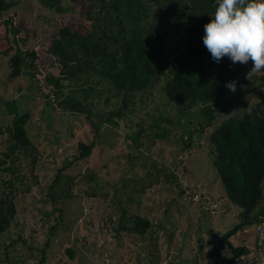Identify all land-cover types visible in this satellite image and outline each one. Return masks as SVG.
<instances>
[{
    "label": "trees",
    "instance_id": "trees-1",
    "mask_svg": "<svg viewBox=\"0 0 264 264\" xmlns=\"http://www.w3.org/2000/svg\"><path fill=\"white\" fill-rule=\"evenodd\" d=\"M20 1L0 0V57L12 52L9 77L28 75L46 107L63 116H83L92 133V141L78 143L75 157L58 168L46 185L45 196L52 204H61L57 209L60 213L74 199L77 183L83 178L95 182L96 171L89 170L90 160L101 161L94 155L98 148L102 150L106 126L117 131L122 124L130 122L137 95L163 80L167 101L188 112L179 113L175 122L163 118L162 114L160 120L183 127L179 139L181 150L186 151L192 146V132L200 133L208 128L226 107H221V97L235 93L225 87L226 82L238 84L243 71L252 66L251 60L241 64L227 57H222L219 63L211 59L201 37L203 25L214 11V0H35L45 16H40V20L50 28L44 44L36 46L31 45L37 38L36 32L18 21V11H11ZM65 16L80 23L69 21ZM172 41L181 46L168 54L166 44ZM101 99L103 105L99 104ZM232 104V101L228 103L230 107ZM0 107L10 116V122L0 126V135L6 136L0 158L2 235L14 222L17 196L30 192L38 184L35 175L31 177L32 183L24 187L27 177L20 174L18 161L21 157L26 159L27 168L33 172L40 153L27 131L30 114L18 112L12 102L0 101ZM191 108H195L196 116L204 118L196 122L198 127L192 126V120L188 119L193 115ZM184 115L188 118L183 124ZM156 123L150 122L148 130L156 128ZM132 126L135 131L123 136L132 149L141 148L144 137L153 135L164 139L170 132L159 127L149 137L147 128L139 122ZM106 138L109 149L113 148L116 145L113 138L108 135ZM208 140L212 167L223 186V197L239 212L238 222L223 237L231 251L227 264H231L249 250L233 248L227 239L245 227L264 224V205H261L264 201V99L242 116L230 117L216 125ZM135 153H129L126 159L134 161ZM106 167L104 162L99 169ZM171 179L175 181V176ZM127 223L129 227L125 226ZM120 227L144 236L153 226L147 217L137 214L127 219L123 212L118 222ZM259 245L264 248V241ZM67 252L72 255L70 250ZM43 259L42 256L39 264Z\"/></svg>",
    "mask_w": 264,
    "mask_h": 264
},
{
    "label": "rangeland",
    "instance_id": "rangeland-1",
    "mask_svg": "<svg viewBox=\"0 0 264 264\" xmlns=\"http://www.w3.org/2000/svg\"><path fill=\"white\" fill-rule=\"evenodd\" d=\"M12 10L18 11L19 22L36 32L37 38L31 45L44 44L50 28L40 20L44 15L35 0H21ZM67 19L80 23L69 16ZM180 46L168 42V54ZM11 55L12 52L0 57V101L12 102L18 112L30 114L27 131L40 154L33 172L27 168L26 159L21 157L18 161L20 174L27 177L24 187L32 183L31 177L35 175L38 184L16 198L14 222L0 235V264H39L42 256V264H227L231 251L223 237L238 222L239 212L223 197V186L211 163L208 136L216 125L242 116L264 99V73L247 76L251 67L245 69L235 93L221 97V107H226L216 121L200 133L193 131L192 146L186 151L181 150L179 139L183 127L160 120V114L175 122L178 114L188 109L167 101L163 80L155 82L136 96L130 122L117 131L106 126L108 131L103 134L113 138L116 145L109 149L104 136L102 150L98 148L94 155L101 161L90 160L89 170L96 171L95 182L83 178L77 183L74 199L60 213L57 209L61 204H52L46 198V185L58 168L75 157L78 143L92 141V133L83 116H63L46 107L28 75L10 78ZM31 84L34 85L30 91ZM100 103L103 105L102 99ZM189 111L193 115H184L182 123L188 118L192 126L198 127L196 122L204 118L196 116L195 108ZM9 119L8 112L0 107V126L9 123ZM152 121L157 122L156 128L148 130ZM138 122L147 128L149 137L159 127L170 132L164 139L144 137L143 146L132 149L123 136L135 131L132 125ZM5 138L0 135V158ZM132 152H136V158L130 162L126 158ZM104 162L107 167L99 169ZM72 173L76 175L75 171ZM103 194L106 196L102 197ZM123 212L127 219L137 214L147 217L153 227L144 236L119 229ZM227 241L233 248L249 250L231 264H264V248L259 245L264 241V224L245 227Z\"/></svg>",
    "mask_w": 264,
    "mask_h": 264
},
{
    "label": "clouds",
    "instance_id": "clouds-1",
    "mask_svg": "<svg viewBox=\"0 0 264 264\" xmlns=\"http://www.w3.org/2000/svg\"><path fill=\"white\" fill-rule=\"evenodd\" d=\"M215 8L203 25L202 43L211 59L222 57L252 66L247 73H264V0H214ZM225 87L234 92L235 81Z\"/></svg>",
    "mask_w": 264,
    "mask_h": 264
},
{
    "label": "built area",
    "instance_id": "built-area-1",
    "mask_svg": "<svg viewBox=\"0 0 264 264\" xmlns=\"http://www.w3.org/2000/svg\"><path fill=\"white\" fill-rule=\"evenodd\" d=\"M196 195V194H195ZM200 198V196L198 197V199Z\"/></svg>",
    "mask_w": 264,
    "mask_h": 264
}]
</instances>
